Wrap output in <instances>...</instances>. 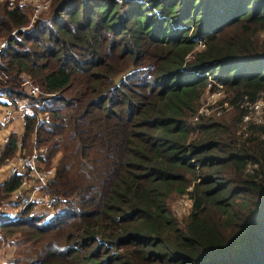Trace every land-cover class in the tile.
I'll return each instance as SVG.
<instances>
[{"label": "trees", "instance_id": "obj_1", "mask_svg": "<svg viewBox=\"0 0 264 264\" xmlns=\"http://www.w3.org/2000/svg\"><path fill=\"white\" fill-rule=\"evenodd\" d=\"M29 14L0 3V69L55 97L34 133L53 213L6 221L5 180L0 264H264V107L242 122L264 99V0H51L26 28ZM205 74L230 111L193 122ZM14 153L11 137L0 163Z\"/></svg>", "mask_w": 264, "mask_h": 264}, {"label": "built area", "instance_id": "obj_2", "mask_svg": "<svg viewBox=\"0 0 264 264\" xmlns=\"http://www.w3.org/2000/svg\"><path fill=\"white\" fill-rule=\"evenodd\" d=\"M5 3L7 8L12 9L15 3L26 6L30 10V24L35 17L46 12L49 8L47 0H0ZM14 32L11 33L13 35ZM7 47V40L0 42V66L1 54ZM203 48L202 45H198ZM206 85V101L205 105L200 107L195 116L192 118L196 122L199 117L207 116L208 109L222 95L221 87L216 85L214 91H210L211 85L209 76ZM11 82L13 86L8 85ZM53 94H45L41 89L24 74H18L14 79H7L6 75L0 69V152L5 149L10 142V138L15 139V153L9 159H4L0 163V185L8 178L15 176L19 180V185L10 194L11 210L4 213L5 220L15 222L18 216L28 207V213L32 214L37 211H48L51 209L52 200L46 192V188L53 178V169L45 168L40 153L43 150L35 148L34 133L40 124L49 121V114L52 111L54 102ZM243 107L247 111L242 117L243 123H251L258 125L262 122V108L264 107V99H257L252 103H243ZM33 122V133L31 135L30 153L26 154L22 146L21 137L25 130L26 124ZM264 139V136H262ZM247 166L245 173L250 172ZM180 204L183 207L189 205L187 196H181Z\"/></svg>", "mask_w": 264, "mask_h": 264}, {"label": "rangeland", "instance_id": "obj_3", "mask_svg": "<svg viewBox=\"0 0 264 264\" xmlns=\"http://www.w3.org/2000/svg\"><path fill=\"white\" fill-rule=\"evenodd\" d=\"M47 1H49V4L51 3V0H47ZM30 17H31V14H29V20H30ZM29 24H30V21H28V24H27L26 28L29 27ZM4 40H6V39H2V40H0V42L1 41H4ZM114 54L119 55V50L118 49L117 50H114ZM119 59H123V56H119ZM133 90L136 91L135 89H133ZM205 100H206L205 99V95L203 94V96H202V98H201V100L199 102V105L200 106L198 107L197 111L200 109V107H202V106L205 105ZM218 100L219 99H217L213 104H211L209 106L208 113H207L208 114L207 117L210 116V117H214V118H219V117L223 116L225 113H227L228 111H230L229 110L230 107L226 103H218ZM197 111H196V113H197ZM53 172H54V170H53ZM49 198L52 200V198H51L50 195H49ZM179 198L180 199H176V198L173 199L170 203H168V206H169V208L171 210V213H172L173 217L177 220L178 224L181 225L183 218L182 219H180V218H181V216H184L185 215V213L187 212V208L186 207H183L180 204L181 197H179ZM6 205L9 206V209L7 208L5 210V208H4V211H3V207H2V212L3 213H8L9 210H11V207H12L11 203L9 202V204H6ZM37 212L38 213H45V214H47V215H44V216H46V219H47V218H49L51 216V213H53V207L51 205V209L50 210L43 211V212L42 211H37ZM34 213H36V212H34ZM15 215L18 216V219L21 217L19 213H15ZM28 215H30V213H28ZM8 241L12 242L13 241V237H11ZM2 245H3V243H1V247L2 248L0 249V262L1 263H4V262H6L8 260H10L12 262L13 261V259H12V254H13L12 250H13V247L12 246L6 247V243H4V246H2Z\"/></svg>", "mask_w": 264, "mask_h": 264}, {"label": "crops", "instance_id": "obj_4", "mask_svg": "<svg viewBox=\"0 0 264 264\" xmlns=\"http://www.w3.org/2000/svg\"><path fill=\"white\" fill-rule=\"evenodd\" d=\"M2 207H3V211H4V208H5V210L8 208L9 209V206L8 205H6V204H4L3 206H1V210H2ZM3 213V212H2Z\"/></svg>", "mask_w": 264, "mask_h": 264}]
</instances>
